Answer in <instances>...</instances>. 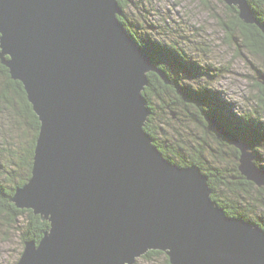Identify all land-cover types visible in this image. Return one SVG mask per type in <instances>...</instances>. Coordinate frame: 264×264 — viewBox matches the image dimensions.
Here are the masks:
<instances>
[{"label":"water","instance_id":"obj_1","mask_svg":"<svg viewBox=\"0 0 264 264\" xmlns=\"http://www.w3.org/2000/svg\"><path fill=\"white\" fill-rule=\"evenodd\" d=\"M259 25L248 0H221ZM119 0H0V60L40 122L30 180L12 203L50 228L16 264H264V229L229 216L208 176L166 159L145 131L150 73L167 83L126 29ZM215 125L239 170L264 187L249 146Z\"/></svg>","mask_w":264,"mask_h":264},{"label":"trees","instance_id":"obj_2","mask_svg":"<svg viewBox=\"0 0 264 264\" xmlns=\"http://www.w3.org/2000/svg\"><path fill=\"white\" fill-rule=\"evenodd\" d=\"M248 1L259 25L243 23L237 9L226 6L235 19V22H232L234 27L230 25L226 27L231 31V40L236 42L240 39L242 46L249 52L264 58V0ZM119 2L124 13L126 0ZM119 19L152 57L167 79L166 83L154 73L148 75L150 84L143 95L150 115L145 131L151 135L154 144L166 159L180 167L195 165L208 176L212 199L229 216L244 218L264 229V213L261 214L262 210L264 211V187H257L242 175L239 170V151L208 121L209 118L213 119L231 135L246 143L254 153L257 166L264 170V164L260 162L261 150L264 151V115L260 112L262 106H258L250 114L237 115L220 99L217 91L203 85L201 81L203 76L214 77L209 73L211 67L197 65L178 47L177 42L167 44L151 38L144 41L143 38H139L126 15ZM262 76L264 77L263 73ZM205 82L208 85V81ZM155 103L158 110H161L160 114L180 116L177 119L181 121L177 131L173 130V133H170L161 126V117H158L154 108ZM0 117H5L6 120L4 127L7 132L1 131V134L4 146L5 143L8 145L3 147L2 154L6 155V164L3 160L0 166V221L3 220L6 225L20 232L24 247L27 241L40 242L50 228V223L44 221L41 216L35 215L32 210L18 209L11 201L16 190L25 185L32 176L34 150L41 124L28 101L23 84L11 78L9 69L1 60ZM1 120L0 118V123ZM185 122L192 126L196 125L200 133L191 130ZM182 126L190 128L188 141L178 138L179 135L183 137V133L180 132ZM23 129H30L34 134L31 144L25 149L11 142V139L19 138L18 132ZM159 255L165 253L149 251L141 258L148 259ZM166 260L170 264L169 259Z\"/></svg>","mask_w":264,"mask_h":264},{"label":"rangeland","instance_id":"obj_3","mask_svg":"<svg viewBox=\"0 0 264 264\" xmlns=\"http://www.w3.org/2000/svg\"><path fill=\"white\" fill-rule=\"evenodd\" d=\"M124 3V13L139 38H143L144 41L151 38L167 44L177 42L178 47L197 65L211 67L209 73L214 77L203 76L201 81L204 86L217 91L220 99L226 102V106L231 107L234 113L250 114L258 106H262L260 112L264 115V77L262 76L264 58L249 52L242 46L240 39L236 42L231 40V31L226 25L234 27L232 22H235V19L224 2L221 0H126ZM205 81H208V85ZM156 105L157 103L154 108L158 117H161V126L170 133H173V130L177 131L181 122L177 119L180 116L175 117L170 113L160 114L161 110H158ZM0 118L2 119L1 166L3 160L4 163L6 161V155H2L3 147L8 145L5 143L4 146L1 134L6 131L4 127L6 120L5 117ZM186 124L191 130L200 133L196 125ZM186 127L182 126L180 130L183 137L178 136L176 132L175 135L188 141L190 128ZM18 134L19 138L11 139V142L19 144L23 149L28 148L34 137L33 132L30 129H23ZM261 154L260 162L264 164V151L261 150ZM263 213L262 210L261 214ZM23 250L20 232L1 220L0 264H16ZM166 258H168L166 254L148 259L139 258L135 264H168Z\"/></svg>","mask_w":264,"mask_h":264},{"label":"bare ground","instance_id":"obj_4","mask_svg":"<svg viewBox=\"0 0 264 264\" xmlns=\"http://www.w3.org/2000/svg\"><path fill=\"white\" fill-rule=\"evenodd\" d=\"M131 27V26H130ZM140 29V28H139ZM137 36V35H136ZM148 42V41H147ZM162 44V43H161ZM158 46V45H157ZM159 64V63H158ZM21 210H28V209H21ZM33 211V210H32ZM34 212V211H33ZM40 216V215H39ZM32 241V240H31Z\"/></svg>","mask_w":264,"mask_h":264}]
</instances>
